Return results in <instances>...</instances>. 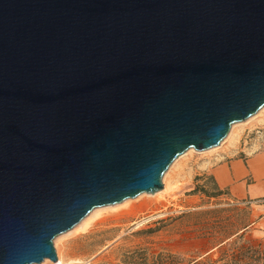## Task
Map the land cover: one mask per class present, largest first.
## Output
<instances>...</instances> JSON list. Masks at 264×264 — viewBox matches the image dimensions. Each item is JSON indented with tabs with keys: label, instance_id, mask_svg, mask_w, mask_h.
<instances>
[{
	"label": "water",
	"instance_id": "obj_1",
	"mask_svg": "<svg viewBox=\"0 0 264 264\" xmlns=\"http://www.w3.org/2000/svg\"><path fill=\"white\" fill-rule=\"evenodd\" d=\"M263 106L264 0H0V264Z\"/></svg>",
	"mask_w": 264,
	"mask_h": 264
},
{
	"label": "rangeland",
	"instance_id": "obj_2",
	"mask_svg": "<svg viewBox=\"0 0 264 264\" xmlns=\"http://www.w3.org/2000/svg\"><path fill=\"white\" fill-rule=\"evenodd\" d=\"M234 125V126H233ZM215 147L188 149L162 189L94 209L53 239L63 264H264V196L237 198L214 169L264 150V106ZM230 127V128H231ZM148 194V193H147ZM125 200V199H124ZM38 264H57L44 259Z\"/></svg>",
	"mask_w": 264,
	"mask_h": 264
},
{
	"label": "crops",
	"instance_id": "obj_3",
	"mask_svg": "<svg viewBox=\"0 0 264 264\" xmlns=\"http://www.w3.org/2000/svg\"><path fill=\"white\" fill-rule=\"evenodd\" d=\"M244 152L241 151L243 158L217 166L214 178L221 188H227L237 198L258 199L264 196V150L250 155Z\"/></svg>",
	"mask_w": 264,
	"mask_h": 264
},
{
	"label": "bare ground",
	"instance_id": "obj_4",
	"mask_svg": "<svg viewBox=\"0 0 264 264\" xmlns=\"http://www.w3.org/2000/svg\"><path fill=\"white\" fill-rule=\"evenodd\" d=\"M233 126H234V125H233ZM233 126L230 128V131H231V129L233 128ZM190 149H191V148H190ZM216 175H217V174H216ZM218 177H220L219 174H218ZM157 193H159V192H157ZM155 194H156V193H155ZM144 195H150V194H147V193H140V194L137 195L136 198H134V199H139L140 197H142V196H144ZM151 195H154V194H151ZM129 200H131V199H125V200H122L121 202H119V203H117V204H121V203H124L125 201H129ZM114 204H116V203H114ZM94 209H98V208L96 207V208H94ZM94 209H92V211H93ZM92 211H91V212H92ZM91 212H90V213H91ZM90 213H89V214H90ZM84 219H85V218H83L82 220H80V221L78 222V224L84 222ZM57 264H63V262H62V260L60 259V257H58Z\"/></svg>",
	"mask_w": 264,
	"mask_h": 264
}]
</instances>
